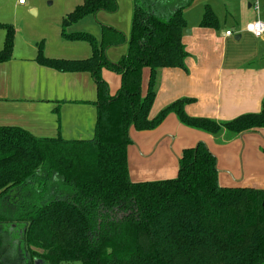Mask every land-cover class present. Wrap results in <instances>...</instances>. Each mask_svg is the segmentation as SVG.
<instances>
[{"label":"trees","instance_id":"16d2710c","mask_svg":"<svg viewBox=\"0 0 264 264\" xmlns=\"http://www.w3.org/2000/svg\"><path fill=\"white\" fill-rule=\"evenodd\" d=\"M192 1L132 0L127 39L105 25L98 39L66 28L88 14L115 12L117 1L82 0L62 18L61 36L86 42L90 56L48 58L38 49L40 65L92 75L94 133L89 139H65L0 126V264H264V188L220 186L216 157L204 142L182 150L172 178H129L130 130H152L169 113L209 134L264 128V98L258 113L225 122L188 116L189 98L149 118L157 70L185 68L183 10ZM217 25L205 5L199 26ZM1 26L0 63L11 57L14 40L13 26ZM124 43L126 53L109 60L107 49ZM103 69L120 77L113 94ZM16 234L19 243L11 249L7 237Z\"/></svg>","mask_w":264,"mask_h":264},{"label":"crops","instance_id":"0c3cea01","mask_svg":"<svg viewBox=\"0 0 264 264\" xmlns=\"http://www.w3.org/2000/svg\"><path fill=\"white\" fill-rule=\"evenodd\" d=\"M41 1L26 0L19 5L17 0H0V49L5 36L1 25L11 24L14 28L11 57L0 63V126L22 127L41 137L89 139L96 120L92 75L60 72L35 61L40 47L48 58L90 56L88 44L67 41L61 36L62 18L82 0H58L62 5L56 11L43 8ZM116 1L115 12L91 14L93 20L86 26L93 29L96 38L99 39L105 25L120 31L127 39L132 0ZM208 2L193 0L183 10L186 28L181 41L187 52L185 68L157 70L149 118L181 98L192 99L184 106L188 116L216 122L260 111L264 98V33L254 37L244 27L255 19L264 22V0H214L209 6L218 21L216 28L199 26L203 5ZM192 10L195 14L190 21L188 14ZM28 11L36 13L37 28L25 25ZM101 12L112 16L105 17ZM227 30L232 34L226 35ZM126 48V43L109 47L107 57L115 62L126 53ZM102 76L110 93H115L119 75L103 69ZM142 79L145 90L146 68ZM130 137L127 164L132 181L174 177L182 150L202 141L216 157L220 186L264 188V128L239 134L226 130L209 134L183 125L174 113H169L152 130L132 128Z\"/></svg>","mask_w":264,"mask_h":264},{"label":"rangeland","instance_id":"374dc122","mask_svg":"<svg viewBox=\"0 0 264 264\" xmlns=\"http://www.w3.org/2000/svg\"><path fill=\"white\" fill-rule=\"evenodd\" d=\"M2 1H5V0H2ZM213 1L214 0H212V1H210V2H208V0H207V4H205V5H208L209 6V4H211V5H213ZM51 2V0H42L41 1V3H42V6H43V8H46V9H48V10H50V11H56L59 7L61 8V3H59V1L58 0H56V1H54V3H50ZM120 3V2H119ZM202 3V2H201ZM199 5V4H198ZM205 5H203V9H204V6ZM37 6H39V4L37 5ZM209 7H211V6H209ZM40 11H41V9H40ZM184 13H186V12H184ZM36 13L35 12H31V11H28V17H26V21H25V25L26 26H29V27H32L33 29L34 28H37L38 27V22L37 21H35V19H37L38 17H37V15H35ZM194 14H195V12H194V10H192L188 15H189V20L191 21L192 19H193V16H194ZM101 15H103V16H105V17H111L112 15H110V14H107V13H104V12H101ZM40 19V18H39ZM91 20H93V17H92V15L91 14H88V15H85V16H83L82 18H80V19H78L77 21H75L73 24H71L72 26L71 27H73L74 29H76L77 27L79 28H88L87 30H89V31H87V30H79V31H86V32H89V33H91L92 34V31H93V29L92 28H90V27H87L86 26V24L88 25V24H90V21ZM71 27H67L66 28V31H69V32H72L73 30L71 29ZM77 31V30H76ZM82 42V41H81ZM83 43H85L86 45H87V43L86 42H83ZM21 229V228H20ZM19 228H17L16 230H20ZM19 235L18 234H16V235H14V237L13 236H10V237H7V241H6V244L11 248V249H15L14 247H16L17 245H18V243H19ZM61 264H81V262L80 261H70V262H67V263H61Z\"/></svg>","mask_w":264,"mask_h":264},{"label":"built area","instance_id":"2783aa9c","mask_svg":"<svg viewBox=\"0 0 264 264\" xmlns=\"http://www.w3.org/2000/svg\"><path fill=\"white\" fill-rule=\"evenodd\" d=\"M19 5H23L26 3V0H17ZM244 29L249 32L254 37H260L264 33V22L260 19H255L246 23ZM226 35H231L232 31H225Z\"/></svg>","mask_w":264,"mask_h":264},{"label":"water","instance_id":"95a60500","mask_svg":"<svg viewBox=\"0 0 264 264\" xmlns=\"http://www.w3.org/2000/svg\"><path fill=\"white\" fill-rule=\"evenodd\" d=\"M35 263H36V264H39V263H40V261H36Z\"/></svg>","mask_w":264,"mask_h":264}]
</instances>
